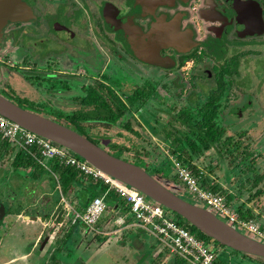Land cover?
I'll use <instances>...</instances> for the list:
<instances>
[{"label": "flooded vegetation", "instance_id": "af4514ba", "mask_svg": "<svg viewBox=\"0 0 264 264\" xmlns=\"http://www.w3.org/2000/svg\"><path fill=\"white\" fill-rule=\"evenodd\" d=\"M0 94L111 154L141 160L166 186L167 164L185 183L182 164L229 200L264 199V0H0ZM166 97L178 104L162 112ZM156 140L169 154L159 163L139 146L159 153ZM4 157L3 182L20 177ZM61 198L49 208L50 198L32 192V204L6 205L0 239L14 243L0 244V256H10L3 264H95L99 253L77 246L76 206L65 200L67 213ZM61 204L64 214L54 215ZM19 216L34 223L13 235L8 223ZM212 246L231 264L226 246ZM234 253L247 261L240 264H264ZM113 257L100 264H124Z\"/></svg>", "mask_w": 264, "mask_h": 264}, {"label": "built area", "instance_id": "2783aa9c", "mask_svg": "<svg viewBox=\"0 0 264 264\" xmlns=\"http://www.w3.org/2000/svg\"><path fill=\"white\" fill-rule=\"evenodd\" d=\"M0 136L16 151H23L39 164L51 169L49 162L78 169L84 175L106 185L129 207L133 225L148 231L162 246L161 251L180 257L191 264H216L215 252L196 234L175 221L165 210L134 187L94 167L71 150L23 127L0 114ZM179 177L187 188L210 207L216 214L240 230H245L264 239V232L253 219L241 217L240 210L233 207L228 199L211 189L202 187L197 179L182 164H177ZM69 209V208H68ZM107 209L103 196L93 197L83 211L73 210V222H79L87 229H93ZM71 210V209H69Z\"/></svg>", "mask_w": 264, "mask_h": 264}, {"label": "rangeland", "instance_id": "374dc122", "mask_svg": "<svg viewBox=\"0 0 264 264\" xmlns=\"http://www.w3.org/2000/svg\"><path fill=\"white\" fill-rule=\"evenodd\" d=\"M122 76V74H121ZM155 79V78H154ZM178 104V102H175L174 98L166 97L164 100H162L160 106L163 111L165 108L168 107V110L173 108L174 105ZM177 110L179 108H176ZM129 141H133L132 137H128ZM153 140V139H152ZM155 140H153L154 143ZM157 141V140H156ZM144 145H147L150 150H152V154L149 158V161H155L159 163L160 160L164 159L165 156H168L169 154L166 153L165 150H163L162 147L165 148V145L161 141H157V144L155 147L161 148V152H157L154 150V147L152 146V143H139V146L144 147ZM108 149V148H107ZM109 150V149H108ZM119 155V154H115ZM123 156H127L126 154ZM5 161L7 160V164L9 166V161L12 162L11 153L6 155ZM127 159L129 161H134L135 163H139L141 166H145L141 160H134L131 158ZM202 156L196 159L195 161L199 163V165L202 166ZM215 159H212V162ZM40 166V165H39ZM37 166L35 168V173L33 175H30L28 173H25V171L17 170L21 176L20 177H12L7 178L5 182H3L2 176H0V188H3V191H0V202L4 203L5 206L11 204L12 201L15 205L16 202H19L23 206H26L28 202L31 204L33 201L30 200V196L32 195V192L36 195L41 197L42 195L45 196V200L50 198L55 199L54 201L58 199L59 196H64L65 198H61V202L66 205V212L69 213V210L67 209L66 201H68L71 206L74 205L77 207V204H74L70 199L74 197L75 195V187H73L70 191L66 190L65 192H62L59 186H57L58 181L57 179H53L50 175L51 173L48 172L47 169L43 168L42 166ZM165 178L169 179L167 184L168 186L173 189L175 192H178L182 195H184L186 198H189L190 200L196 202L197 204L204 205L206 204L202 202L198 196L190 191L186 184H181L176 171L174 170L173 164H167L166 165ZM2 173H0L1 175ZM216 175V173L214 174ZM35 177V178H34ZM50 183V184H49ZM198 184L201 186L202 183L198 182ZM48 185L50 187H48ZM226 185V184H225ZM227 187V186H226ZM228 188V187H227ZM92 190H101V186L91 184ZM6 194H10L9 196ZM101 194V193H100ZM85 197H88L89 194L86 193L84 195ZM11 198V200H10ZM29 199V200H28ZM28 200V201H27ZM66 200V201H65ZM241 203L242 210H246L247 208L243 207H250L255 211L256 219L261 225L264 224V199L260 202H248V201H242L239 199H236L235 202H233V207L239 209V204ZM6 206V208H7ZM16 207V206H15ZM240 210V209H239ZM72 214V212H70ZM240 214V213H239ZM114 211L111 208H107V210L104 212L102 217L100 218L99 222L93 229H80V239H79V246L82 248V251L86 249H90L91 251H94L96 253H103L102 251H112L107 255L108 257L112 254L114 255V259L117 258V261L123 262L124 264H180L179 259L173 258L174 255H170L168 253L164 254L161 253L162 246L156 241V239L146 230L137 227L136 225H133V217H126L124 223L115 222L114 221ZM9 217V216H8ZM8 217L5 218L6 221H8ZM221 217V216H220ZM225 221H227L225 218H223ZM34 222H30L28 220L23 219L22 216L18 217L17 220L12 217V220L8 223V226H12L11 233L15 235V232L22 230H29ZM39 225V223H37ZM71 222L70 221H63L58 226H62L61 229L65 232V230H68L70 228ZM35 226V224H34ZM16 227V229H14ZM18 227V228H17ZM29 228V229H28ZM32 231V230H31ZM85 233V234H84ZM254 235V234H252ZM3 236V235H2ZM16 239V237H13ZM6 240L0 239V244H4L8 246L10 243H14V240L10 236V240H8L10 243L5 242ZM78 244V243H75ZM222 245V244H221ZM95 247V248H93ZM210 247V246H209ZM8 247V249H10ZM217 249V247H214ZM228 248V247H227ZM225 253V252H224ZM96 255L95 264H100L102 261H106L108 258L101 257ZM231 264H240V261L247 262L246 260H242L243 256H239L238 254L234 253V251L226 250L225 253ZM80 257V256H79ZM78 257V258H79ZM177 257V256H176ZM10 256H6V259H3L0 256V264H3V262L7 259H9ZM81 259H78L76 261L79 262ZM32 261V260H30ZM110 263V261H108ZM111 264V263H110ZM114 264H122L118 262H114Z\"/></svg>", "mask_w": 264, "mask_h": 264}, {"label": "water", "instance_id": "95a60500", "mask_svg": "<svg viewBox=\"0 0 264 264\" xmlns=\"http://www.w3.org/2000/svg\"><path fill=\"white\" fill-rule=\"evenodd\" d=\"M0 114L48 140L63 146L106 174L134 187L148 198L172 211L231 251L264 258V242L228 223L210 207L197 204L164 185L142 166L114 155L93 140L81 135L67 125L47 116L28 110L0 94ZM55 200V199H54ZM49 201V208L55 201ZM62 208L57 207L54 215ZM6 206L0 202V224L6 215ZM65 209L62 208L61 215Z\"/></svg>", "mask_w": 264, "mask_h": 264}, {"label": "crops", "instance_id": "0c3cea01", "mask_svg": "<svg viewBox=\"0 0 264 264\" xmlns=\"http://www.w3.org/2000/svg\"><path fill=\"white\" fill-rule=\"evenodd\" d=\"M0 141H5L4 139L1 138L0 136ZM10 145V144H9ZM11 146V145H10ZM12 151L9 152V154L11 153V158H12V161H14L16 155L21 152H16L12 147H11ZM8 155V154H6ZM5 155V156H6ZM32 158V157H31ZM33 159V158H32ZM36 163L31 165V166H22L21 168H19L18 170H21V171H25V173H28L30 175H33V173H35V168L37 166H42L43 168L47 169L48 172L51 173V177L53 179H57L58 181V184L57 186H59V188L61 189L62 192H65L66 190L70 191L73 187H75V195L74 197H72L70 200L74 203V204H77V210L78 211H83L87 205V201L91 200L92 199V196L95 195V196H103L104 199H105V202L107 204V208H111L113 211H114V221L115 222H120V223H124L125 222V218L128 216V217H131L132 218V215L129 213V210L126 211V204L125 202L119 197V195H117V193L113 192V191H107V186L104 185L103 183L99 182V181H96L94 180L93 178L89 177V176H86L84 175L82 172H80L78 169L76 168H73L77 171H79L80 173V176H83V177H80V184L79 183H73V185L69 188H64V186L61 184V180H60V174L54 169V164L55 165H60V166H64V165H61L58 161L54 160V161H50L49 162V166L51 169H48L47 167L39 164L35 159H33ZM39 166V167H40ZM83 174V175H82ZM34 176V175H33ZM35 178V177H34ZM90 178V179H88ZM90 180H92L93 182H90ZM84 182L83 184H88V186H83L81 183ZM50 184V183H49ZM91 184H94L96 186L100 185L101 186V190H92L91 189ZM48 187H50L48 185ZM83 190V192H82ZM85 192L89 193V196L88 199L87 197H85L84 195L86 194ZM101 193V194H100ZM63 198H65L64 196H62ZM83 197V198H82ZM67 199V198H65ZM228 201L230 203H233L235 202V200H229ZM240 207V206H239ZM69 209H72V207L68 206ZM107 210V209H106ZM250 209H246V212H248L249 214ZM241 215V214H240ZM20 217V216H19ZM18 218V217H17ZM24 218L28 219V217L24 216ZM133 219V218H132ZM133 222H134V219H133ZM76 223V227L78 228V231L80 232V229H85V230H88L86 227H84L81 223L79 222H74ZM77 232V233H79Z\"/></svg>", "mask_w": 264, "mask_h": 264}, {"label": "trees", "instance_id": "16d2710c", "mask_svg": "<svg viewBox=\"0 0 264 264\" xmlns=\"http://www.w3.org/2000/svg\"><path fill=\"white\" fill-rule=\"evenodd\" d=\"M199 125H203V122H199ZM10 151H12V149H11V146L9 145V142L0 141V154H1V156H5ZM118 156H121V155H118ZM35 163L36 162L23 151L19 152L16 155V157H15V159L13 161V164H14V166H15V168L17 170L19 168H21L22 166H31V165H33ZM53 164H54V169L60 174L61 184L64 186V188L67 189V188L71 187L73 185V183H79L80 184V179L79 178L83 177V176H80L79 171L73 169L72 167L60 166V165H57V164L55 165V163H53ZM88 179H90V178H88ZM90 182H93V181L90 180ZM83 183L84 182L81 183L83 186H88V184L86 185V184H83ZM202 185H204V184H202ZM204 187H209L214 192H217V189L215 187H213V186L204 185ZM82 192H83V190H82ZM85 193H87V192H85ZM88 197H90V196H88ZM88 197H87V199H88ZM93 197H95V195H93L92 198ZM89 201H87V202L89 203ZM125 206H126V211H128L129 207L127 206V204ZM169 214L171 215V217L175 221H177V223H179L184 228H186V229L190 230L191 232H193L194 234H196L208 246H210V248L216 254V260H215L216 264H228L225 260L221 261V258L218 255L217 249L212 246V243H214V245H220V243H218L216 240H213L212 238H210L206 234L200 232L195 226H193L191 223H189L185 218H183L179 214H177L175 212H172V211H169ZM240 214H241V217L248 218V219H250L253 216L252 214H249L246 211L245 212L241 211ZM164 254H166V251H164ZM177 259H179V263L180 264H182V263L184 264V262H187V261L181 259L180 257H177ZM176 264H177V262H176Z\"/></svg>", "mask_w": 264, "mask_h": 264}]
</instances>
